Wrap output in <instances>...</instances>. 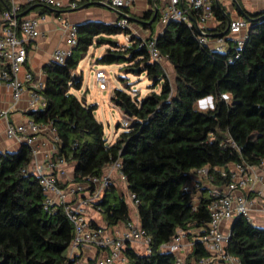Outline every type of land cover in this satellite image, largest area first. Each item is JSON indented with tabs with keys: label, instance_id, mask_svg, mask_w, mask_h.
Returning a JSON list of instances; mask_svg holds the SVG:
<instances>
[{
	"label": "trees",
	"instance_id": "obj_1",
	"mask_svg": "<svg viewBox=\"0 0 264 264\" xmlns=\"http://www.w3.org/2000/svg\"><path fill=\"white\" fill-rule=\"evenodd\" d=\"M214 2L218 26L204 30L210 38L225 31L229 18L225 8L219 2L217 8ZM6 5L0 0V20ZM33 6L40 14L50 13L41 3L32 2L21 5L19 15ZM245 13L251 21H245L244 41L238 46L227 38L224 52L199 44L195 27L171 22L156 34L150 24L147 40L155 41L174 79L150 59L138 37L115 24L77 26L70 56L63 64L51 61L43 68L40 95L45 108L31 110L30 116L33 122L54 129L59 140L57 156L73 165L71 183L99 178L107 165L119 161L126 190L139 202L137 222L150 238V253H138L127 244L122 252L125 264H175L176 257L160 246L179 233L193 245L183 264H197L208 255L199 238L209 221L212 199L203 188L196 210H191L190 194L182 190L190 172L207 167L208 185L221 187L231 181L230 165L253 167L264 157V10ZM190 15L194 18L193 12ZM150 16L147 13L146 18ZM120 33L129 35L127 45L108 38ZM104 45L107 48L97 63H124L125 74L144 75L150 83L141 99L126 90H113L111 103L129 116L130 123L112 144L106 143L103 126L94 117L95 105L87 106L70 93L81 88V78L75 74L76 57L84 56L92 46ZM124 86L129 89L128 83ZM206 97H211L212 107L201 110L197 102ZM32 155L27 144L16 152H0V264H68L73 228L60 207L44 210V194L31 171ZM218 168L224 169V176ZM66 184L58 180L59 186ZM97 206L98 220L90 222L93 229L130 220V205L112 185ZM226 251L239 264H264V228L236 217Z\"/></svg>",
	"mask_w": 264,
	"mask_h": 264
},
{
	"label": "built area",
	"instance_id": "obj_2",
	"mask_svg": "<svg viewBox=\"0 0 264 264\" xmlns=\"http://www.w3.org/2000/svg\"><path fill=\"white\" fill-rule=\"evenodd\" d=\"M8 7L2 13V27L0 31V62L6 69H0V84L5 85L11 90L12 100L17 102L26 84L30 85L28 94V107L30 110H42L45 108L40 91L44 84L34 81L31 73L27 72L23 80L18 78V73L27 58L26 43L40 36L39 20L37 18H18L20 3H32L34 0H7ZM104 5L113 10H120L127 5L126 0H103ZM38 3L54 8H75V3L63 4L56 0H39ZM213 0H166L159 9L158 20L165 27L171 22L184 23L188 28L195 27L203 33L205 25L214 19L212 12ZM193 12L194 15H190ZM121 30H130L138 37L145 46L150 59L163 67L164 60L155 47L154 40H147L134 34L131 30L130 22L127 18L121 17L114 23ZM66 29V47L55 49L52 53V60L58 64H63L70 56L71 50L76 46V26L64 25ZM247 25L244 19L238 18L231 20L228 25L227 37H215L210 40L208 37L199 34L198 43L207 45L216 51L224 52L227 38H232L240 46L245 39V34H239L246 30ZM206 34V33H205ZM129 35L125 36V41H129ZM97 82L105 83L106 77L102 71L95 73ZM227 100L226 95H222ZM199 109H209L212 107V99L208 97L198 100ZM0 118L6 121L4 135L7 139H14L18 142L27 144L31 147L33 138L29 134L39 133V126L28 121L26 124H11L8 121V112L0 111ZM122 127L128 126L127 120L121 121ZM50 127V126H49ZM50 135L53 143L59 144V140L53 128L50 127ZM234 147V145H233ZM33 151V150H32ZM34 154V152H33ZM33 157V155H32ZM64 161L57 154L47 157L42 168L37 167L31 171L38 178L39 185L44 194L43 206L47 212H52L60 207L73 228V239L68 248V264H85L78 252L82 249H93L97 256L93 264H125L126 258L123 250L128 244L136 252L142 254L150 253V238L140 228L137 221L129 220L123 224L122 231L117 230L116 225L110 228L91 227L92 215H97L99 207L97 203L102 199L108 188L112 185L115 175L121 182L125 183V176L120 172V162L116 161L107 165L101 177H86L81 183H71L65 186L58 185L56 174L64 165ZM231 181L221 187L208 185L211 178L209 169L201 167L190 172V180L183 185L182 190L190 194L191 210L195 211L201 199V190L207 189V196L212 199L208 206L209 221L204 234L199 238L206 251L207 256L198 259L197 264H239V260L226 251L230 230L223 233L221 225L232 222L236 217H244L250 222L248 216V202L245 193L254 189L255 183L264 187V157L257 166L230 165ZM217 171L224 176L223 168ZM242 191L243 194L235 196L234 193ZM128 192V191H127ZM127 202L136 211L138 200L134 194L128 192ZM260 212L264 217V198L260 207ZM178 235L172 242L160 246L164 251L172 253L175 257V264H183L185 259V248L187 252L192 251V243L186 246ZM135 246V247H134ZM104 254L101 257V254Z\"/></svg>",
	"mask_w": 264,
	"mask_h": 264
},
{
	"label": "crops",
	"instance_id": "obj_3",
	"mask_svg": "<svg viewBox=\"0 0 264 264\" xmlns=\"http://www.w3.org/2000/svg\"><path fill=\"white\" fill-rule=\"evenodd\" d=\"M8 7V1L5 0ZM33 3H38L39 0H34ZM63 4L75 3L76 7L71 8H54L51 6L44 5L50 13L40 14L38 11L33 10L36 6L30 8V10L24 13V18H37L39 20V32L40 36L34 40H30L26 43L27 58L18 73V78L23 80L24 75L29 72L33 75L34 81L41 82L44 84L45 75L43 68L46 64H49L52 60V53L55 49L66 47V29L64 25H74L81 26L87 24L96 25H111L114 24L121 14H126L131 18L129 20L131 30L135 35L141 37H148L150 34V29L148 26L153 23V31L157 34L162 32L164 27L160 24L158 20L159 9L166 2V0H126L127 5L120 10H113L110 7L103 4V0H56ZM224 8L225 13L229 15L230 20H235L241 18L236 12L234 5L231 0H217ZM245 11L248 12H258L264 10L260 8V5L264 3V0H237ZM27 3H20L25 5ZM40 4V3H38ZM147 13L151 18L148 20L146 18ZM157 16V19L155 17ZM154 17V20L152 21ZM243 19V18H242ZM218 26V22L213 19L208 22L205 29H214ZM2 27V22L0 20V31ZM226 29V28H225ZM242 31L239 37L245 34ZM113 36H109L110 39ZM220 37V36H215ZM215 37H208L212 40ZM111 40V39H110ZM113 41V40H112ZM116 42V41H115ZM104 50L107 46H101ZM101 47L92 48L99 49ZM104 53V51H103ZM83 57V56H82ZM100 58V57H99ZM2 63L0 62V69H2ZM171 68V67H170ZM172 70V68H171ZM96 73V72H95ZM173 74V70H172ZM174 79V74H173ZM82 82V81H81ZM30 85L26 84L24 86L23 93L17 102L12 100L11 90L5 85L0 84V111L8 112V121L11 124H26L28 121H32L30 116V109L28 107V94L30 92ZM113 93V92H112ZM112 93L109 95V101L111 99ZM147 94V93H146ZM145 94V95H146ZM144 95V96H145ZM143 96V97H144ZM111 102V101H110ZM121 111V110H120ZM122 112V111H121ZM37 124V123H36ZM39 126V133L32 135L27 133L29 137L33 138L31 148L34 152L31 159V170L37 167L42 168L43 162L47 157L57 154V146L53 143L50 135L49 125L37 124ZM6 127V121L0 118V152H16L19 150L20 146L24 143L18 142L14 139H7L4 135ZM120 133V132H119ZM118 133V134H119ZM117 134V135H118ZM117 137V136H116ZM116 137L112 140V144ZM57 179L61 183H69L73 178V165L69 162L64 163L60 168V172L56 174ZM67 185V184H66ZM112 186L119 195L126 196L128 194L126 190L125 183L121 182L115 175L112 179ZM122 189V190H121ZM235 196L243 194L242 191L234 193ZM245 199L248 204V216L250 223L256 227L264 228V217L260 212V207L262 200L264 198V187H262L259 182L255 183L254 189L248 193H245ZM137 216V215H136ZM93 219L98 220L97 215H92ZM131 220L138 221L137 219ZM100 223V222H99ZM232 222H226L221 225V230L223 233H227L230 230ZM123 224L119 223L116 225L117 230L122 231ZM187 239L184 238L183 241ZM135 247V246H134ZM81 260L85 264H93L97 256L93 249H82L78 252ZM189 253L187 252V255ZM186 255V252L184 253ZM101 257L104 256L102 253Z\"/></svg>",
	"mask_w": 264,
	"mask_h": 264
},
{
	"label": "rangeland",
	"instance_id": "obj_4",
	"mask_svg": "<svg viewBox=\"0 0 264 264\" xmlns=\"http://www.w3.org/2000/svg\"><path fill=\"white\" fill-rule=\"evenodd\" d=\"M257 10L264 7V3L260 5ZM116 41L119 45H127L125 35L122 33L114 35L110 38ZM104 48L95 49L90 47L85 55L77 56L78 64L75 74L81 78V88L79 90H71L77 99L85 102L87 106L95 105L94 117L103 126V136L107 144H110L117 134L123 131L121 121L123 119L130 123L129 116L121 112L114 104L109 101V94L114 89L126 90L131 96L138 95L141 99L149 90V81L144 75L136 76L132 73L125 74L123 71L124 63L115 64H100L96 60L102 56ZM163 69L170 79H173V74L170 66L164 62ZM102 71L105 74V83L97 82L95 72ZM118 76L124 78L123 81L118 79ZM128 83V88L124 84ZM117 125H119L118 128ZM122 190V189H121ZM127 201V196H124ZM130 217L137 219L136 211L129 206ZM181 240L187 239L185 234L179 233ZM184 246L189 243V240L182 242ZM187 256V247L185 248Z\"/></svg>",
	"mask_w": 264,
	"mask_h": 264
},
{
	"label": "water",
	"instance_id": "obj_5",
	"mask_svg": "<svg viewBox=\"0 0 264 264\" xmlns=\"http://www.w3.org/2000/svg\"><path fill=\"white\" fill-rule=\"evenodd\" d=\"M215 2V6L217 7V8H219V4H218V1L217 0H214ZM231 2H232V4L234 5V7H235V10H236V12L239 14V16L241 17V18H243L246 22H250L251 21V19L246 15V13H245V11H243V9L241 8V6L239 5V3L237 2V0H231ZM34 8V7H33ZM263 11V10H262ZM225 14V13H224ZM226 15V14H225ZM19 17H23L24 16V13L23 14H20V15H18ZM121 16L122 17H125V18H127L128 20H131V18H129V16H127L126 14H121ZM154 20V17H153V19H152V21ZM229 22H230V20H229V18H226V29H225V31L223 32V33H221L219 36H224L227 32H228V25H229ZM197 31H198V33L200 34V35H202V36H205V37H208L207 36V34H205V33H203L200 29H198L197 28ZM208 98H211V97H208ZM5 153H11V152H9V151H6Z\"/></svg>",
	"mask_w": 264,
	"mask_h": 264
},
{
	"label": "clouds",
	"instance_id": "obj_6",
	"mask_svg": "<svg viewBox=\"0 0 264 264\" xmlns=\"http://www.w3.org/2000/svg\"><path fill=\"white\" fill-rule=\"evenodd\" d=\"M209 100H211V98H209Z\"/></svg>",
	"mask_w": 264,
	"mask_h": 264
}]
</instances>
